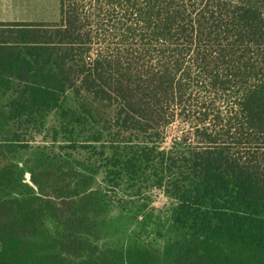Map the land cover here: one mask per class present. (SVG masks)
Segmentation results:
<instances>
[{
	"label": "trees",
	"instance_id": "obj_1",
	"mask_svg": "<svg viewBox=\"0 0 264 264\" xmlns=\"http://www.w3.org/2000/svg\"><path fill=\"white\" fill-rule=\"evenodd\" d=\"M59 4L0 23V264H264V0Z\"/></svg>",
	"mask_w": 264,
	"mask_h": 264
},
{
	"label": "rangeland",
	"instance_id": "obj_2",
	"mask_svg": "<svg viewBox=\"0 0 264 264\" xmlns=\"http://www.w3.org/2000/svg\"><path fill=\"white\" fill-rule=\"evenodd\" d=\"M2 1V0H1ZM60 0H4L0 2V23H21V24H54L59 21V4ZM203 94V93H202ZM96 112L103 116H111L114 113V109L109 108L105 104H93ZM191 131L190 124L187 125L185 121L178 118L172 125H170L164 131L161 139L157 140L158 144L164 148H170L174 142L179 141L183 137L191 138L189 132ZM192 145L196 143L193 140L189 141ZM27 173H25V179L27 180ZM21 192H11L8 194L9 197H19ZM164 204L163 198L159 199L158 206L161 208ZM116 223L120 224V215L118 211L116 214ZM130 218V217H129ZM128 218V220H129ZM120 221V222H119ZM124 222V221H123ZM127 223V222H125ZM128 227L131 228L130 222L127 223ZM115 241H120L126 245L133 243L132 237L125 232L118 233L112 237Z\"/></svg>",
	"mask_w": 264,
	"mask_h": 264
},
{
	"label": "water",
	"instance_id": "obj_3",
	"mask_svg": "<svg viewBox=\"0 0 264 264\" xmlns=\"http://www.w3.org/2000/svg\"><path fill=\"white\" fill-rule=\"evenodd\" d=\"M27 182L31 185V186H33L35 189H36V187L33 185V183L31 182V176H30V174L27 172Z\"/></svg>",
	"mask_w": 264,
	"mask_h": 264
},
{
	"label": "crops",
	"instance_id": "obj_4",
	"mask_svg": "<svg viewBox=\"0 0 264 264\" xmlns=\"http://www.w3.org/2000/svg\"><path fill=\"white\" fill-rule=\"evenodd\" d=\"M0 2H2V3H3V2H4V0H2V1L0 0Z\"/></svg>",
	"mask_w": 264,
	"mask_h": 264
}]
</instances>
